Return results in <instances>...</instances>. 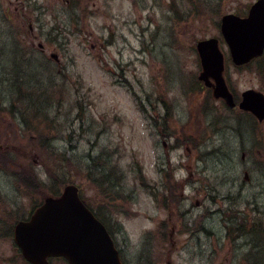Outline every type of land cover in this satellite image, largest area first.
<instances>
[{
    "label": "rangeland",
    "instance_id": "rangeland-1",
    "mask_svg": "<svg viewBox=\"0 0 264 264\" xmlns=\"http://www.w3.org/2000/svg\"><path fill=\"white\" fill-rule=\"evenodd\" d=\"M255 1L0 0V263L70 183L123 264L264 263V121L196 51L216 38L235 98L264 93V54L234 66L219 29Z\"/></svg>",
    "mask_w": 264,
    "mask_h": 264
},
{
    "label": "water",
    "instance_id": "water-1",
    "mask_svg": "<svg viewBox=\"0 0 264 264\" xmlns=\"http://www.w3.org/2000/svg\"><path fill=\"white\" fill-rule=\"evenodd\" d=\"M220 31L231 60L242 65L264 49V0H256L245 17L233 13L220 19ZM202 67L198 75L206 85L214 81L213 96L229 107L235 102L223 78V54L216 38L196 43ZM52 57H56L52 54ZM239 108L264 119V95L247 89L241 93ZM14 239L23 256L34 264H44L48 256H61L69 264H122L117 248L104 224L79 196L75 184H67L58 196H46L28 220L14 228Z\"/></svg>",
    "mask_w": 264,
    "mask_h": 264
},
{
    "label": "flooded vegetation",
    "instance_id": "flooded-vegetation-1",
    "mask_svg": "<svg viewBox=\"0 0 264 264\" xmlns=\"http://www.w3.org/2000/svg\"><path fill=\"white\" fill-rule=\"evenodd\" d=\"M85 203V202H84ZM87 206V205H86ZM88 207V206H87ZM89 208V207H88ZM31 216V214L25 218H21L19 220H17L14 225L20 221H24L25 220H28L29 217ZM14 225L12 227V234H11V238H12V248L11 250L13 251L11 253V258L8 257V256H3L5 259H4V262L5 264H34L32 262H29L27 260H25V257L23 256L22 254V251L21 249L19 248V246L14 242V238H13V232H14ZM17 258H20V262L17 260ZM0 264H3V263H0ZM44 264H69L68 261L63 258V257H60V256H48L46 257V260L44 262Z\"/></svg>",
    "mask_w": 264,
    "mask_h": 264
},
{
    "label": "trees",
    "instance_id": "trees-1",
    "mask_svg": "<svg viewBox=\"0 0 264 264\" xmlns=\"http://www.w3.org/2000/svg\"><path fill=\"white\" fill-rule=\"evenodd\" d=\"M53 193L59 194V193L56 192V191H54ZM238 229H239V230H242V232H241L240 234H243V235L247 234V233H246V230H245V228H244V223H241V224L239 225ZM263 264H264V263H263Z\"/></svg>",
    "mask_w": 264,
    "mask_h": 264
}]
</instances>
